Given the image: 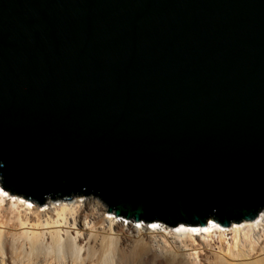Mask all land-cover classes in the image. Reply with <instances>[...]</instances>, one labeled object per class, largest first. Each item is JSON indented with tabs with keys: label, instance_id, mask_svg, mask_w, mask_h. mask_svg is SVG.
<instances>
[{
	"label": "water",
	"instance_id": "1",
	"mask_svg": "<svg viewBox=\"0 0 264 264\" xmlns=\"http://www.w3.org/2000/svg\"><path fill=\"white\" fill-rule=\"evenodd\" d=\"M0 186L136 223L264 210V0H0Z\"/></svg>",
	"mask_w": 264,
	"mask_h": 264
},
{
	"label": "bare ground",
	"instance_id": "2",
	"mask_svg": "<svg viewBox=\"0 0 264 264\" xmlns=\"http://www.w3.org/2000/svg\"><path fill=\"white\" fill-rule=\"evenodd\" d=\"M5 195L0 189V264H264V210L254 222L229 230L213 221L172 230L158 223L140 228L133 219L127 225L108 220L109 206L92 196L47 202L40 213L18 196L5 207ZM35 226L58 230L19 231ZM227 232L234 245L222 254L209 251L212 240L208 246L200 242L214 234L223 240Z\"/></svg>",
	"mask_w": 264,
	"mask_h": 264
},
{
	"label": "rangeland",
	"instance_id": "3",
	"mask_svg": "<svg viewBox=\"0 0 264 264\" xmlns=\"http://www.w3.org/2000/svg\"><path fill=\"white\" fill-rule=\"evenodd\" d=\"M3 189V188H2ZM4 190V189H3ZM5 191V190H4ZM6 192V194L7 195H5L4 197H5V200H6V202H4V206L6 207V205L11 201V202H15L14 200L15 199H17V197H16V195H14V194H11V193H9V192H7V191H5ZM88 196H92L93 198H95L97 201H99V202H101L96 196H93V195H88ZM12 199H13V201H12ZM22 202V201H21ZM20 202V203H21ZM23 203H24V201H23ZM29 203V202H28ZM102 203V202H101ZM22 204V203H21ZM30 204V206L33 208V207H35V205H33V204H31V203H29ZM58 204V203H57ZM59 204H60V202H59ZM59 204H58V206H59ZM26 208H27V206H26ZM22 211H23V209H21ZM44 210H45V206L44 207H42V208H39L38 207V212H40V213H43L44 212ZM109 211V210H108ZM30 214V213H29ZM107 218H108V220H118L119 222H121V221H123L124 223H125V225H127L128 224V222H129V220H126L125 218H117L116 216H114V215H107L106 216ZM134 224H136L137 226H139L140 228H141V226L143 225L144 226V228H151L152 226H153V224H146L145 222H143L142 221V223H134ZM37 225V224H36ZM239 225H243V223H241V224H239ZM142 226V227H143ZM170 228V227H169ZM172 230H177L178 228H171ZM225 229H227V230H229L230 229V227L229 228H225ZM22 230H24V231H22ZM28 230V231H27ZM42 230H44L46 233L47 232H54V231H57L58 230V228L56 229V227H52V228H40V229H38V226L36 227L35 226V228H33V227H30L29 229H24V228H22V229H20L19 231H22V232H29V234L31 235L33 232L34 233H36V234H38V232L39 233H41V231ZM51 230V231H50ZM214 237V238H213ZM213 237L212 238H206V240L205 239H203L202 237L200 238V242H204L205 243V246H208L207 244H208V241L210 242L211 240V245H212V248H209V249H211V250H209V249H207V250H209L211 253H213V254H222V253H224V250L226 249V248H229V247H233V245H234V235H233V233H231V232H227V234H226V236H224L223 237V240H221V236L220 235H218V234H214L213 235ZM206 248H208V247H206ZM225 248V249H224ZM209 252V253H210ZM208 253V252H207ZM208 253V254H209ZM205 254V253H204Z\"/></svg>",
	"mask_w": 264,
	"mask_h": 264
},
{
	"label": "clouds",
	"instance_id": "4",
	"mask_svg": "<svg viewBox=\"0 0 264 264\" xmlns=\"http://www.w3.org/2000/svg\"><path fill=\"white\" fill-rule=\"evenodd\" d=\"M0 189H1L2 191H4V190L1 188V186H0Z\"/></svg>",
	"mask_w": 264,
	"mask_h": 264
}]
</instances>
